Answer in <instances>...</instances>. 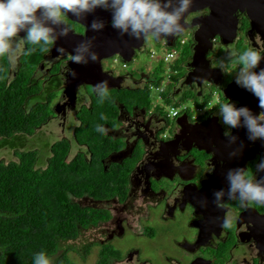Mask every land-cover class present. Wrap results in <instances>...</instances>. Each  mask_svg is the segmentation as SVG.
<instances>
[{
    "label": "flooded vegetation",
    "instance_id": "1",
    "mask_svg": "<svg viewBox=\"0 0 264 264\" xmlns=\"http://www.w3.org/2000/svg\"><path fill=\"white\" fill-rule=\"evenodd\" d=\"M213 1L215 0L201 2L199 0L194 6L197 10L190 12L185 18L188 30L193 31V40L197 29L195 27L190 29L191 25L195 21L198 25L203 18L212 14ZM234 16L238 19L236 41L225 45L220 37L216 36L213 39L214 47L208 55L212 68L222 70V74L218 72L214 74L218 84L214 81L201 87L196 82L186 84L187 75L192 70L189 61L186 64V75L178 80L171 95L173 100L178 101L189 91L202 100L212 94L207 107L208 114L205 113L206 109L202 116L196 118L187 113L170 117L167 113H159L154 107L145 106L146 96L142 101L133 96L132 100L127 98L124 101L116 98L113 100L118 112L116 119L112 120L113 124L104 123L101 126L105 129L107 144H111V151L101 161L105 171L113 167H121L128 171L123 195L116 194L112 198L96 199L86 194L74 200L82 207L110 214L108 220L90 227L98 228L104 240L113 241L115 238H124L130 234L134 236L146 234L154 239L156 222L185 224L183 229L187 230L182 232L183 240L176 243L177 248L181 249V255L167 258L171 264H264V204L253 203L247 207H240L238 200H228V183L225 179L227 171L237 167L248 168L256 179L264 178V171L256 172V165L261 157H264V141L258 140L254 143L249 141L246 130L240 128L239 139L235 144H230L225 133L233 135L234 129L224 125L219 116V105L223 102H235L238 107L247 106L253 114L260 112L256 97L238 87L235 82L233 87H229L230 84L227 83L230 76L226 68L227 54L230 50L242 52L251 46L260 49L262 55L264 54V40L261 34L252 28L247 12L238 10ZM95 17L106 21L103 32L112 28L111 14L101 9H97L95 14L88 15L86 20L81 22H75L76 18L69 14L66 22L71 31L67 37H61L54 44L47 46L49 51L46 53L39 50L40 45L37 47L25 44L15 72L12 71V66L10 68L11 76L14 78L22 67V58L28 49H36L33 52L41 53V59L33 72V79L41 86L42 93H51L49 96L41 97L44 98L41 102L51 101L53 114L46 123L36 129L34 136L38 134L47 139L45 147L50 146V142L49 136L47 137L42 129L54 121L66 123L72 117L77 118L80 123L74 128V137L77 141L75 130L82 124L79 117L82 110L86 108L91 112L95 100L99 98L93 87L85 84L78 87L75 98L68 95V81L72 71L69 59L72 53L69 49L74 39L87 37V25H90ZM23 35L24 33H21L22 37ZM182 35L176 36V40L183 37ZM163 41L165 40L158 43ZM58 48H63L64 53L57 52ZM125 51L137 53L133 47ZM222 61L225 65L223 68ZM104 70L111 73V70L105 67ZM155 74L156 71L148 67L135 79L129 73L122 72L118 75L113 73L114 77H120L119 81L114 83L118 86L114 90L123 92L124 95L136 89L151 90L150 85L157 81ZM195 96L189 100L194 106ZM214 96L216 99H213ZM88 98L91 102L89 106L84 104V100ZM241 122L243 123V118ZM62 140H69L72 144L69 138L65 137ZM78 144L84 149L76 155L86 154L88 146ZM235 150L239 155L230 158L229 154ZM86 156L90 159L91 155ZM220 189H224L220 201L221 203L225 201L223 209L214 203L213 192ZM225 219L231 220L230 228L221 227ZM105 245L107 247L101 253L107 248L108 251L120 253L112 248L114 247L112 244H103ZM143 254L141 249H132L123 258H111L109 264L113 261L155 264L152 259L149 260L148 257L145 259Z\"/></svg>",
    "mask_w": 264,
    "mask_h": 264
},
{
    "label": "trees",
    "instance_id": "2",
    "mask_svg": "<svg viewBox=\"0 0 264 264\" xmlns=\"http://www.w3.org/2000/svg\"><path fill=\"white\" fill-rule=\"evenodd\" d=\"M40 59V52L26 54L17 76L12 78L8 57H0V69H3L0 70V150H13L18 158L9 163L0 162V264H34V257L40 252L46 253L53 264H72L68 251L59 254L61 241L75 240L82 229L110 218L108 212L82 207L73 199L86 194L96 199L123 195L128 178V171L121 167L105 171L101 159L109 154L111 144H107L105 131L96 130L97 125L113 124L118 114L113 100L124 101L123 92L108 94L103 102L96 99L91 112H87L91 117L82 119L75 135L78 143L88 146L86 154L79 153L69 160L72 144L69 140L58 141L49 146L51 155L46 167L39 166L41 153L29 148L30 140L35 139L36 129L53 114L51 101L41 102L44 100L41 97L51 93H42L41 86L33 79ZM184 61L183 58L175 61V68ZM164 68L160 63L155 71ZM155 78L153 84L161 86L163 78ZM178 80L173 75V84L162 92L166 103L174 108L194 97L185 94L178 101L171 98ZM211 98L212 94L203 100L195 96L196 108L207 106ZM97 100L101 102L99 105ZM87 113L82 116H88ZM186 113L190 114V109ZM86 155H91L90 159ZM108 250L101 253L100 264L121 258L120 253Z\"/></svg>",
    "mask_w": 264,
    "mask_h": 264
},
{
    "label": "clouds",
    "instance_id": "3",
    "mask_svg": "<svg viewBox=\"0 0 264 264\" xmlns=\"http://www.w3.org/2000/svg\"><path fill=\"white\" fill-rule=\"evenodd\" d=\"M192 4L193 0H0V57L7 56L11 62L18 52L23 51L25 44L40 45L39 50L46 53L49 51L47 46L69 35L71 28L66 22L69 14L76 18L75 22H81L88 15L95 14L97 9L111 14L110 26L122 36L159 42L182 35L186 31L188 25L182 21H185ZM105 23V20L95 17L87 27L94 32L101 31ZM199 27L195 26L196 29ZM21 33H24L23 37ZM92 46L91 39L80 42L73 49L75 54L69 55V59L75 64H87L89 60L96 62L98 56L91 51ZM35 50L28 49L26 54ZM64 51L63 48L57 49L61 54ZM85 53H88L89 58H85ZM227 60L229 67L240 66L234 82L258 99L260 112L253 114L247 106L238 107L235 102H223L219 105V116L229 128H244L249 141H264V68L260 67L264 55L260 49L249 46L242 52L230 50ZM224 66L222 61L221 67ZM258 68L259 71H256ZM153 69L155 71L156 66ZM70 75L76 77L74 71ZM93 88L101 102L108 97V81H101ZM96 130L105 131L99 125ZM225 136L230 144H235L239 139L228 133ZM229 155L230 158L236 157L239 152L235 150ZM262 171L264 157L256 165V172ZM225 179L228 183V200H238L240 207L253 203L264 204V178L256 179L248 168L237 167L229 169ZM223 195L224 189L213 192L214 203L220 209L225 204V201L220 202ZM231 226L229 219L221 224L223 228ZM34 264L53 262L46 253L40 252L34 257Z\"/></svg>",
    "mask_w": 264,
    "mask_h": 264
},
{
    "label": "rangeland",
    "instance_id": "4",
    "mask_svg": "<svg viewBox=\"0 0 264 264\" xmlns=\"http://www.w3.org/2000/svg\"><path fill=\"white\" fill-rule=\"evenodd\" d=\"M192 30H186L185 33L182 35L183 37H179L177 40L176 47L179 50V59H184L185 61L182 62L177 68H175V63L173 62L170 66L165 67L164 69L158 70L155 74V77L161 76L163 78L162 88L164 91L166 90L168 78L166 77L170 70L172 72L177 71V73L174 74V77H179V79H182L186 75V64L189 62V60L192 57L193 54V34ZM186 39L187 43L186 45H181L180 40ZM38 47V45H35ZM24 49V47H23ZM168 51V48L164 46L163 43H158L155 40H148L145 42L144 50L137 51V53L134 54V52H128L124 51L120 55H116L110 59L104 60L103 66L107 70H111L114 72L115 75H118L119 73H129L132 74L134 79L138 78L139 73L142 71H146V68L152 69V67L157 66V59H151L150 55L152 52H156V57L163 56ZM21 52H18L16 56L11 61L12 71L15 72L17 66L19 65V56L21 55ZM134 54V55H133ZM124 59H131V62H126ZM176 60V61H177ZM126 64V67H123V65ZM239 65L235 66H227V71H229V77L227 80V83L230 84L229 87L234 86V81L236 77V74L239 71ZM12 80V78H11ZM173 82V79L171 80V83ZM173 84V83H172ZM177 82L173 85V90L176 87ZM151 87V86H150ZM149 87V88H150ZM151 90L143 91V90H133L130 93H125L124 98L132 100V96L136 97L138 100L142 101L145 97V102L147 107L149 108H156V110L159 113H167L169 114L171 111V106H169L165 99H164V93H161L160 90L155 87V85H152ZM172 90V92H173ZM163 91V92H164ZM119 91L116 90H110L108 91V94H118ZM124 94V93H123ZM188 94L195 96V94L192 91H189ZM186 94V95H188ZM79 95H82V91L79 92ZM135 98V99H136ZM213 99H216V96L213 97ZM96 103L99 105V100L96 101ZM84 104L89 106L91 102L89 101V98L87 100H84ZM187 107L190 109V115L194 116H202L204 112H199L196 106H194L191 102H184L183 105H180L179 110L181 113H185L184 108ZM206 110L205 107H202ZM86 108L82 110L80 114V120L83 118L87 119L90 118L91 115H89ZM87 113L88 116L83 117L82 114ZM206 114L209 113V110L207 109L205 111ZM86 115V114H85ZM79 121L77 118L72 117L71 120L69 119L66 123H58V121H54L53 123L49 124L48 126L44 127L42 129L43 133L45 132L46 136H49L48 141L50 144H53L59 140H62L63 138H69L72 140V149L69 156V160L73 159L76 154L84 149L83 146H80L77 141H75L74 137V128H76L79 125ZM68 128L66 129V127ZM66 129V130H65ZM76 131V130H75ZM38 136V138H36ZM35 139H31L30 143L32 146L29 148L38 149V151L41 153V161H40V167L45 168L47 165L48 157L51 155L49 146L45 147L47 139L42 138V135H35L33 136ZM42 138V139H41ZM18 158L15 154V151L9 150L7 148L0 150V162H6L9 163L10 161H17ZM75 200V199H73ZM156 224V225H155ZM155 229H156V235L155 238L148 237L145 235L140 236H134V235H127L124 238H115L113 241H107L104 240V238L101 237L100 231L98 228H90L87 230L82 229L80 232V235L75 240H66L61 241L60 243V253L62 254L64 251H68V258L71 261L72 264H100L101 259V251L105 250L107 247L106 245L103 246V244L110 243L114 247L113 249H116L120 252L121 258L125 257V255L130 252L132 249H141L142 252L145 255V259H149L155 263V264H171L170 260L171 258H175L176 256L181 255V249L177 248V242H181L183 239L184 233L183 231L187 229H183L186 225L185 224H161V223H155ZM170 231V233L167 234V231ZM102 238V239H101ZM54 261V260H53ZM112 264H127V262H115L113 261Z\"/></svg>",
    "mask_w": 264,
    "mask_h": 264
},
{
    "label": "water",
    "instance_id": "5",
    "mask_svg": "<svg viewBox=\"0 0 264 264\" xmlns=\"http://www.w3.org/2000/svg\"><path fill=\"white\" fill-rule=\"evenodd\" d=\"M198 1L199 0H193L189 13L197 10L194 6L199 3ZM211 9L212 14L203 18L201 22H198L200 27L194 34V49L192 57L189 60V67L192 70L189 75H187L186 84L196 82L199 87L206 82L209 83L212 81L218 84V80L215 79L214 74L215 72L222 74V70L212 68L208 55L214 47L213 39L216 36H219L222 43L225 45L233 44L236 41L238 19L234 14L238 10L247 12L251 19L252 28L258 31L264 40V0H215L211 5ZM196 22L197 21L191 25L190 29L195 27ZM188 28L186 30H188ZM103 31L94 32L89 28L87 37L73 40L71 44L72 47L69 49L72 54H75L73 49L80 42L91 39L93 45L91 51L97 53L98 59L96 62L89 60L87 64H75L72 63V61L70 62L72 71L76 73V77L73 78L72 75H70L68 81V95L70 97L75 98L77 96V89L82 84L93 87L99 82L106 80L108 81V90L117 88L118 86L114 83L119 81L120 77H114V72L112 73V71V74L106 72L103 67V61L122 54L128 48L133 47L136 52L141 51L144 47L145 40H136L128 35L122 36L113 28H108L105 32ZM166 41L167 45L172 47L175 44L176 37H168ZM84 55L86 59L89 58L88 53ZM124 60L126 62L132 61L131 59ZM260 67L264 68V61L261 62ZM256 71H259V68L256 69ZM221 135H223L222 131ZM233 135L239 136V129H234Z\"/></svg>",
    "mask_w": 264,
    "mask_h": 264
},
{
    "label": "built area",
    "instance_id": "6",
    "mask_svg": "<svg viewBox=\"0 0 264 264\" xmlns=\"http://www.w3.org/2000/svg\"><path fill=\"white\" fill-rule=\"evenodd\" d=\"M177 40H178V39H177ZM177 40L175 41V44H174V46H172V47H169V46L167 45V41H166V40L163 41V44H164V46H165L166 48H168V51H167L165 54H163V56H159V57H156V56H157V55H156V52H152L151 55H150L151 59H157V60H156L157 64H159V63H163L165 67L170 66L173 62H175V61L179 58V50H178L177 48H175V47H176V44H177ZM180 43H181V45L184 46V45H186L187 40H186V39H181V40H180ZM123 67H126V64H124ZM153 68H154V67H152V69H153ZM175 73H177V71L172 72V71L170 70V72H169L168 75L166 76V77L168 78L167 86H168L169 84H171V80L173 79V75H174ZM162 83H163V82H162ZM152 85H153V84H151L150 86L152 87ZM151 87H150V88H151ZM162 87H163L162 84H161V86L157 87V89L160 90L161 93L164 91V89H163ZM151 89H152V88H151ZM199 111H201V110H199ZM178 113H179V110H177V109H172L171 112H170V114H169V116H170V117H176V116L178 115ZM195 118H196V116H195Z\"/></svg>",
    "mask_w": 264,
    "mask_h": 264
},
{
    "label": "bare ground",
    "instance_id": "7",
    "mask_svg": "<svg viewBox=\"0 0 264 264\" xmlns=\"http://www.w3.org/2000/svg\"><path fill=\"white\" fill-rule=\"evenodd\" d=\"M206 83H208V82H206ZM205 84V83H204ZM207 107H208V105L207 106H205V108L207 109ZM172 109H177V110H179V108H172ZM171 109V110H172ZM189 108H187V107H185L184 108V110H185V113L187 112V110H188ZM199 110H201V111H199ZM198 111L199 112H204L205 111V109L204 108H198ZM171 112V111H170ZM181 113V111L179 110V113H178V115ZM170 114V113H169ZM195 117V116H194ZM196 117H198V116H196Z\"/></svg>",
    "mask_w": 264,
    "mask_h": 264
}]
</instances>
